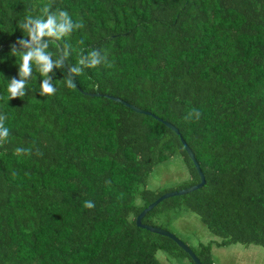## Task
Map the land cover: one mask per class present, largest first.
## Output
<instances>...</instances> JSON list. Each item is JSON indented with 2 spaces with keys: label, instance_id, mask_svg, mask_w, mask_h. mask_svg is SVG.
Instances as JSON below:
<instances>
[{
  "label": "trees",
  "instance_id": "1",
  "mask_svg": "<svg viewBox=\"0 0 264 264\" xmlns=\"http://www.w3.org/2000/svg\"><path fill=\"white\" fill-rule=\"evenodd\" d=\"M45 7L83 26L39 41L53 59L68 53L48 74L56 93L40 95L33 67L26 95L9 100L21 59L11 49L26 51L17 41L29 40L20 25ZM93 49L108 63L68 88V66ZM193 109L199 119L188 118ZM0 115L10 132L0 144V264H162L157 251L193 264L134 222L172 189L147 186L159 163L179 156L189 172L180 188L198 181L179 137L204 182L159 201L141 222L165 229L163 214L187 211L216 246H264V0H0ZM188 247L213 264L210 243Z\"/></svg>",
  "mask_w": 264,
  "mask_h": 264
},
{
  "label": "clouds",
  "instance_id": "2",
  "mask_svg": "<svg viewBox=\"0 0 264 264\" xmlns=\"http://www.w3.org/2000/svg\"><path fill=\"white\" fill-rule=\"evenodd\" d=\"M44 16L33 17L28 15L25 17L24 22L20 25L22 31L27 33L29 40L25 42L23 39L17 41L26 51H18L12 47L11 52L13 55H20V63L18 69V78H12L8 83L9 100L15 98H22L26 95L29 78L32 77L33 67L40 73L42 82L39 85L41 96H52L56 93L57 89L53 84L52 78L48 75L53 68L63 69L64 62L67 60L68 53L65 50L63 58L58 53L57 58L53 59V53L47 51L49 44H40L39 41L42 37H54L59 40L61 37H66L72 33L73 30L81 28V23H73L72 18L67 11L50 12L48 7L43 9ZM107 62L106 55H102L99 50L93 49L87 55H81L77 66H68L67 76L65 83L68 88L75 87L73 83V76L83 73L85 68H96L101 64ZM81 65L83 67H81ZM110 66V64H109ZM199 119L200 113L198 110L193 109L188 114V118ZM6 117L0 115V144L7 141L10 135L9 129L5 127L4 121ZM17 155L31 154V150L17 147L15 149ZM40 153L37 151L36 153ZM84 207L93 209L94 202L86 201Z\"/></svg>",
  "mask_w": 264,
  "mask_h": 264
},
{
  "label": "rangeland",
  "instance_id": "3",
  "mask_svg": "<svg viewBox=\"0 0 264 264\" xmlns=\"http://www.w3.org/2000/svg\"><path fill=\"white\" fill-rule=\"evenodd\" d=\"M188 180L185 162L179 156H172L153 168L147 177V186L157 190H174ZM162 218L164 221L160 224L187 246L195 248L198 243H210L213 264H264V246L240 243L216 246L214 243L218 238L210 234L193 213L176 210L171 217L163 214ZM156 257L162 264H191L187 257L173 256L163 251H157Z\"/></svg>",
  "mask_w": 264,
  "mask_h": 264
},
{
  "label": "water",
  "instance_id": "4",
  "mask_svg": "<svg viewBox=\"0 0 264 264\" xmlns=\"http://www.w3.org/2000/svg\"><path fill=\"white\" fill-rule=\"evenodd\" d=\"M61 55V52H60ZM62 58V56H61ZM98 94V93H95ZM106 97L119 102L125 106H127L128 108H130L131 110L137 112V113H144V114H148V115H152L153 117L157 118L156 116H154L153 114H151L149 111H145L140 109L139 107L133 105V104H129L127 102H125L124 100L120 99L117 96H112V95H105ZM158 121H160L162 124H164L166 127H168L169 129H171L174 133H178L177 128L172 125L171 123H169L166 120H163L161 118H157ZM180 143L182 144L184 151L186 153V155L188 156V158L190 159L193 167L196 170L197 176H198V181L194 184L185 186V187H181L179 189H175V190H169V191H165L163 193H161L158 197H156L153 201H151L150 203H148L144 208H142L139 213L135 216L134 222L135 225L143 228L151 233H155L158 235H163L165 237H168L169 239H171L179 248H181L191 259L193 264H200L198 258L195 256V254L192 252V250L184 243L182 242L180 239H178L175 235H173L171 232L167 231L166 229H163L161 227L158 226H154V225H150V224H146V223H142L141 222V218L143 217V215L145 214V212H147L148 210H150L155 204H157L159 201L171 197V196H175V195H182L185 194L187 192H190L198 187H200L203 182H204V177L203 174L198 166V163L194 157L193 152L191 151L190 147L185 143V141L179 137Z\"/></svg>",
  "mask_w": 264,
  "mask_h": 264
}]
</instances>
